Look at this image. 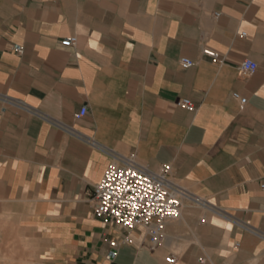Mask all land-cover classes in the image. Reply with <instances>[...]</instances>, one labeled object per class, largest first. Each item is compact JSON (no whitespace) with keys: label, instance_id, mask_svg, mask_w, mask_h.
Here are the masks:
<instances>
[{"label":"crops","instance_id":"1","mask_svg":"<svg viewBox=\"0 0 264 264\" xmlns=\"http://www.w3.org/2000/svg\"><path fill=\"white\" fill-rule=\"evenodd\" d=\"M114 156L197 199L156 243L94 215ZM263 185L264 0H0L7 256L12 237L28 264H264Z\"/></svg>","mask_w":264,"mask_h":264},{"label":"built area","instance_id":"2","mask_svg":"<svg viewBox=\"0 0 264 264\" xmlns=\"http://www.w3.org/2000/svg\"><path fill=\"white\" fill-rule=\"evenodd\" d=\"M74 43L75 38L62 41L63 45ZM203 54L215 62L220 61L219 54L212 49L204 48ZM180 64L188 68L193 66L194 62L181 58ZM239 69L243 72H254L256 63L244 60L239 64ZM234 96L238 98L237 94ZM239 101L242 106L246 99L239 98ZM178 105L189 111L194 109L193 103L186 99L179 101ZM86 111V107H81L74 113V118H82ZM93 197V211L96 217L110 221L125 231L137 227L144 228L151 243L160 239L166 221L180 216L183 199L197 200L171 181L169 165H162L157 171H149L136 163L131 156L113 157L102 178L94 186ZM126 242V238L121 241ZM121 243L116 240L110 242L113 252ZM166 261L174 263L175 259L169 256Z\"/></svg>","mask_w":264,"mask_h":264},{"label":"rangeland","instance_id":"3","mask_svg":"<svg viewBox=\"0 0 264 264\" xmlns=\"http://www.w3.org/2000/svg\"><path fill=\"white\" fill-rule=\"evenodd\" d=\"M1 234H0V264H28L29 261L26 256L23 255L22 249L19 247V243L15 238L10 239V255H6V250L1 248ZM2 251L5 253L3 254ZM30 262V261H29Z\"/></svg>","mask_w":264,"mask_h":264}]
</instances>
